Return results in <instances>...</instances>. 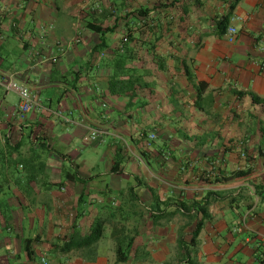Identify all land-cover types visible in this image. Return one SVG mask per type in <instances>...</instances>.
Listing matches in <instances>:
<instances>
[{"label": "crops", "instance_id": "1", "mask_svg": "<svg viewBox=\"0 0 264 264\" xmlns=\"http://www.w3.org/2000/svg\"><path fill=\"white\" fill-rule=\"evenodd\" d=\"M229 14L232 41L217 31ZM93 27L114 28L98 54ZM127 35L135 38L129 66L145 71L134 100L108 91L113 50ZM184 60L208 86L207 111L195 106ZM0 78L44 107L21 117L18 96L0 89V264H120L110 229L97 256L58 247L137 185L146 211L126 264H180L187 223L183 210L170 214L208 192L221 195L199 237V262L264 264V194L256 193L264 186V0H0ZM94 129L102 137L91 142ZM239 171L250 173L232 176Z\"/></svg>", "mask_w": 264, "mask_h": 264}, {"label": "trees", "instance_id": "2", "mask_svg": "<svg viewBox=\"0 0 264 264\" xmlns=\"http://www.w3.org/2000/svg\"><path fill=\"white\" fill-rule=\"evenodd\" d=\"M229 24L230 14L218 23L217 31L219 37L222 38L227 34ZM90 30L102 36L101 43L93 50V54H98L107 49L108 45L104 36L108 33H112L114 28L103 29L101 27H93L90 28ZM126 37L128 42L124 43L123 38L121 44L113 50L114 75L108 81V91L111 96L125 97L128 100H134L138 97L139 89L144 88L146 85L144 81L145 71L140 68L129 66L134 61L132 56L134 51H132L130 45L135 41V38H130V35ZM153 63L160 71L167 70L166 59L157 54H154ZM182 65L187 81L197 91L196 108L200 111H207L205 104L206 106L208 105L209 108H212V105L208 102L212 100V96H206L208 89L207 84L195 80L196 78H194L195 76L186 60L182 62ZM251 97L254 104H258L262 101L255 95H251ZM151 142L148 137V144ZM243 145L244 144L240 145V149H243ZM244 153L243 157L247 158V155ZM121 167L122 161L118 158L113 165L112 173H118ZM249 173L250 171L233 172L232 176L238 178L246 176ZM216 182L219 183L222 182V180L217 179ZM142 185H144V183L140 182V186ZM137 186L127 187L125 190L119 192L117 197L119 201L118 204L114 202L103 204L102 208L105 210L104 214L93 220L89 231L85 234L74 232L61 247H58L59 251L66 254L80 250L85 252L88 256H97L98 244L105 238L107 230L110 229V239L115 244L117 262L120 264L128 263L133 252L134 244L139 235V225L146 211L139 195L136 193ZM256 193L258 196L264 194V186H257ZM220 195L221 194L215 192H208L201 202L194 201L189 205L182 203L179 205L180 210H176L170 214L174 217L178 211L183 210L186 218L187 224L182 229V232L179 233L177 239V260L180 264H202L197 259L198 247L200 244L199 237L204 229L206 221L211 219L209 207L217 201V197H220ZM154 197L157 199L155 194ZM131 215L135 218L134 220L136 222V224L133 225V229L128 225ZM163 217L162 214L154 216V224L157 225ZM194 221H196V225L193 232L187 233L186 229ZM258 260H260L259 257Z\"/></svg>", "mask_w": 264, "mask_h": 264}, {"label": "built area", "instance_id": "3", "mask_svg": "<svg viewBox=\"0 0 264 264\" xmlns=\"http://www.w3.org/2000/svg\"><path fill=\"white\" fill-rule=\"evenodd\" d=\"M45 32V31H44ZM237 34V30L235 28H229L228 29V37L230 38V40L232 41L235 36ZM79 40L76 39V42H78ZM124 43L128 42L127 37H124L123 39ZM36 56H39L40 58H43L45 60V57L40 53L37 52ZM0 89L4 90L7 93H14L18 96L19 98V113L21 115V117H25L27 114H29L30 112L34 111V110H42L44 109L42 103H40L36 97L30 92V90L18 83L15 79L13 78H0ZM98 90V89H96ZM102 137V132L99 130H92L90 132V135L88 137V140L91 142H95L100 140ZM156 139V135L155 134H151L149 136V140L154 141ZM243 230L242 227H238L236 228L237 232H241ZM259 264H262L261 262L258 261ZM35 264V263H33ZM40 264H49V261L46 257L41 258L40 260Z\"/></svg>", "mask_w": 264, "mask_h": 264}, {"label": "rangeland", "instance_id": "4", "mask_svg": "<svg viewBox=\"0 0 264 264\" xmlns=\"http://www.w3.org/2000/svg\"><path fill=\"white\" fill-rule=\"evenodd\" d=\"M121 39H123V38H120V40H121ZM132 183H133V181H132Z\"/></svg>", "mask_w": 264, "mask_h": 264}]
</instances>
